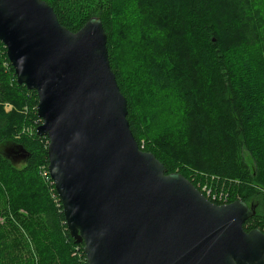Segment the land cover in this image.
<instances>
[{
  "label": "trees",
  "instance_id": "1",
  "mask_svg": "<svg viewBox=\"0 0 264 264\" xmlns=\"http://www.w3.org/2000/svg\"><path fill=\"white\" fill-rule=\"evenodd\" d=\"M43 1L74 33L91 18H101L111 67L141 150L199 190L194 173L211 178L213 188L237 195L229 202L253 203L256 215L245 230L264 232V58L253 59L252 43L245 36L248 31L264 40V0ZM112 34L126 40L138 34L140 51L144 49L131 62L140 73L131 65L122 70L128 82L113 56ZM1 51L15 88L0 70V264H87L83 246L70 235L52 180L40 173L43 164L48 169L47 147L41 143L48 144L47 138L36 133L34 140L17 138L13 128L21 125L22 117L3 111L13 89L21 102L30 94L38 106V97L18 84L2 42ZM167 98L177 101L180 115L172 112L173 122L157 123L156 109ZM151 111L159 132L153 140L142 137L143 147L138 129ZM34 117L41 124L37 107ZM4 144L16 153L27 151L23 165L1 151Z\"/></svg>",
  "mask_w": 264,
  "mask_h": 264
},
{
  "label": "water",
  "instance_id": "2",
  "mask_svg": "<svg viewBox=\"0 0 264 264\" xmlns=\"http://www.w3.org/2000/svg\"><path fill=\"white\" fill-rule=\"evenodd\" d=\"M0 42L37 93L36 134L87 264H264V232L245 230L255 206L211 202L139 147L100 17L74 33L43 0H0Z\"/></svg>",
  "mask_w": 264,
  "mask_h": 264
},
{
  "label": "rangeland",
  "instance_id": "3",
  "mask_svg": "<svg viewBox=\"0 0 264 264\" xmlns=\"http://www.w3.org/2000/svg\"><path fill=\"white\" fill-rule=\"evenodd\" d=\"M122 36L123 39H120ZM119 35L117 36V38H115L112 34V48H113V56L116 58L119 62L117 63V66L121 65V67L119 68V73L120 75L125 79V82H128V78L124 75L123 73V69L124 67L130 68L133 66V70H136L137 72L140 73V70H137L135 68L134 65H132V57H136L137 55H139L142 51H140V47H141V42L139 41L140 38L138 37V34H136L135 36H131L130 38H128L127 40L124 38V35ZM245 36H246V40L250 41L251 47L249 46V49L251 51V55L253 56V59L256 61L257 59L259 60L261 57L264 58V40L262 39H257L255 37V35H253L252 33L246 31L245 32ZM123 40V41H122ZM262 43V45H261ZM1 67L0 70L2 72V77L7 81V83L15 88V85L13 84V76L10 70V65L8 63V61L6 60V58L4 57V51H1ZM5 88V87H4ZM4 89H1L0 91L3 92ZM8 90V89H7ZM13 91V99L11 96H9L11 98L10 101H7L6 103H4V113L8 114V115H19L22 117V123L21 125L19 124L17 127L13 128V133L17 138H23V139H33L34 140V134L36 133V129L37 127L40 125L39 121L34 117V112L36 111V107L37 104H35V99L32 95L27 94L28 97V101L26 102H21L20 98L18 97L19 95H15V91L14 89ZM8 94L11 93V90L7 91ZM18 97V98H17ZM167 103L166 104H161V106L159 108H157L156 111L157 113H159V117L156 118L157 123L158 122H165V121H169V122H173L171 113H176L177 116L180 115V110L179 109V105L178 103H176L177 101H174L175 99H168L167 98ZM153 111L147 113L144 117L145 120L140 122L141 127H139L138 132L140 134V142L142 144V146L144 147L145 144V140L142 137L147 136L148 139L153 140L154 137H156V135L159 132V128L157 125H155V120L153 119V115L152 114ZM153 116V117H152ZM156 123V124H157ZM151 127V128H150ZM142 132L144 133V135L142 134ZM157 138V137H156ZM42 145H45V148H48V144L43 141L41 142ZM12 147L9 144H4L1 147V151L3 153H11L12 152ZM14 151V150H13ZM245 160L247 162V164L253 168V160L251 159L250 155L248 153H245ZM17 163L19 166L24 164L23 160H17ZM47 168L44 166L41 167V175L44 178H47V176L45 175ZM192 176L194 180H197L198 186L200 187V189L204 192V190L207 193H210L211 196H215L216 198H218L220 201L219 205H223L226 201H229L230 199L237 198V195L233 194V193H228L227 191L224 190H220L218 188H213V183L211 181V178L206 177L203 173L200 174H196L194 173ZM48 180V179H47Z\"/></svg>",
  "mask_w": 264,
  "mask_h": 264
},
{
  "label": "built area",
  "instance_id": "4",
  "mask_svg": "<svg viewBox=\"0 0 264 264\" xmlns=\"http://www.w3.org/2000/svg\"><path fill=\"white\" fill-rule=\"evenodd\" d=\"M45 175L48 177L49 180H51L48 169L45 172ZM200 191L213 203L219 204L220 200L216 198L215 196H211L210 193H207L205 190L204 192L200 189ZM228 201H226L224 204H226Z\"/></svg>",
  "mask_w": 264,
  "mask_h": 264
},
{
  "label": "flooded vegetation",
  "instance_id": "5",
  "mask_svg": "<svg viewBox=\"0 0 264 264\" xmlns=\"http://www.w3.org/2000/svg\"><path fill=\"white\" fill-rule=\"evenodd\" d=\"M7 156H9V157H12L14 160H18L17 158H15V157H13L12 155H11V153H5ZM228 203H231V202H227L226 204H228ZM217 205H219V204H217ZM249 206H255L253 203H250V204H248ZM256 207V206H255ZM257 229V228H256Z\"/></svg>",
  "mask_w": 264,
  "mask_h": 264
}]
</instances>
